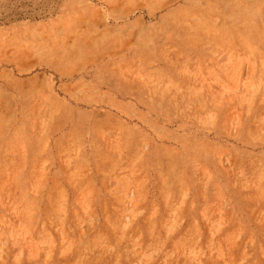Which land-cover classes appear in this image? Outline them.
I'll list each match as a JSON object with an SVG mask.
<instances>
[{
  "label": "rangeland",
  "instance_id": "obj_1",
  "mask_svg": "<svg viewBox=\"0 0 264 264\" xmlns=\"http://www.w3.org/2000/svg\"><path fill=\"white\" fill-rule=\"evenodd\" d=\"M0 264H264V0H0Z\"/></svg>",
  "mask_w": 264,
  "mask_h": 264
},
{
  "label": "bare ground",
  "instance_id": "obj_2",
  "mask_svg": "<svg viewBox=\"0 0 264 264\" xmlns=\"http://www.w3.org/2000/svg\"><path fill=\"white\" fill-rule=\"evenodd\" d=\"M255 91V90H254Z\"/></svg>",
  "mask_w": 264,
  "mask_h": 264
}]
</instances>
